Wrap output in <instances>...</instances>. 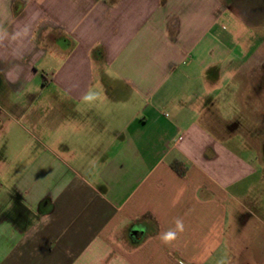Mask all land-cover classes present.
<instances>
[{
    "label": "crops",
    "instance_id": "obj_1",
    "mask_svg": "<svg viewBox=\"0 0 264 264\" xmlns=\"http://www.w3.org/2000/svg\"><path fill=\"white\" fill-rule=\"evenodd\" d=\"M263 52L264 0H0V264H264Z\"/></svg>",
    "mask_w": 264,
    "mask_h": 264
},
{
    "label": "rangeland",
    "instance_id": "obj_2",
    "mask_svg": "<svg viewBox=\"0 0 264 264\" xmlns=\"http://www.w3.org/2000/svg\"><path fill=\"white\" fill-rule=\"evenodd\" d=\"M244 1H246V0H244ZM262 59H264V52L262 53ZM261 72H262V78L264 77V66L262 65V67H261ZM259 88L261 89V91L264 93V85H261V86H259ZM229 89L230 90H234L235 89V84H231L230 85V87H229ZM27 126V125H26ZM4 140V137H3V135L2 134H0V143L2 142ZM14 151V150H13ZM14 158V157H13ZM22 166H25V165H22ZM26 167H28V165H26ZM18 168V164L17 163H10V164H8L7 165V169L8 170H11L12 171V175L14 174V172L16 171V169ZM1 170V169H0ZM10 171V172H11ZM1 174V173H0ZM13 180H11V179H5V180H2L1 179V175H0V192H1V195H5V193L6 192H8V189H9V187H11L12 186V184H13ZM2 184V185H1ZM5 202L6 201H1L0 200V203H3L2 205H4L5 204Z\"/></svg>",
    "mask_w": 264,
    "mask_h": 264
},
{
    "label": "clouds",
    "instance_id": "obj_3",
    "mask_svg": "<svg viewBox=\"0 0 264 264\" xmlns=\"http://www.w3.org/2000/svg\"><path fill=\"white\" fill-rule=\"evenodd\" d=\"M176 227H177V230H183V224H182V221L180 220H177L176 221ZM176 231L174 230H169L165 233H163L161 236H160V239L163 243L165 244H169L171 243L172 241H174L176 239Z\"/></svg>",
    "mask_w": 264,
    "mask_h": 264
},
{
    "label": "trees",
    "instance_id": "obj_4",
    "mask_svg": "<svg viewBox=\"0 0 264 264\" xmlns=\"http://www.w3.org/2000/svg\"><path fill=\"white\" fill-rule=\"evenodd\" d=\"M171 167L180 176L186 175L187 169L185 168V166L180 161H174L171 164Z\"/></svg>",
    "mask_w": 264,
    "mask_h": 264
}]
</instances>
